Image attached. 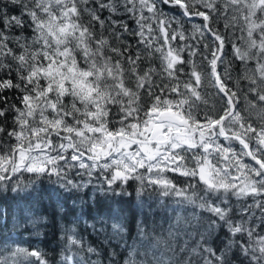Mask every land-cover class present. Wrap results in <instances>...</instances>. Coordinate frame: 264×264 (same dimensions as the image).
Returning <instances> with one entry per match:
<instances>
[{
    "label": "snow or ice",
    "instance_id": "obj_1",
    "mask_svg": "<svg viewBox=\"0 0 264 264\" xmlns=\"http://www.w3.org/2000/svg\"><path fill=\"white\" fill-rule=\"evenodd\" d=\"M4 186L65 226L0 264H264V0H0ZM146 192L177 221L141 253Z\"/></svg>",
    "mask_w": 264,
    "mask_h": 264
},
{
    "label": "trees",
    "instance_id": "obj_2",
    "mask_svg": "<svg viewBox=\"0 0 264 264\" xmlns=\"http://www.w3.org/2000/svg\"><path fill=\"white\" fill-rule=\"evenodd\" d=\"M194 22L199 23V20ZM186 27L189 29L190 33L191 22H186ZM27 177L28 174H25V177L21 178L25 184L27 183ZM52 179H55V177ZM48 180V177L42 178L43 187H49ZM30 190L31 189H26V191ZM16 195L17 194L12 192L8 186L0 188V197L7 196L9 198L6 202L9 206V213L6 222L0 218V262H2L5 257H10L11 251L15 250L17 247L29 248V244L25 243L26 241H30L32 247L40 248L42 251L47 252L50 258L56 256V258L59 259L61 256L60 245L58 243L61 238L60 228L64 227L65 224L57 222L54 228V221L49 220L47 227H44L43 224H41L38 229H34L33 226L24 219L22 214L14 218L11 204L14 203L12 197ZM150 196L151 199H149ZM144 201L143 218L147 226L146 238L141 239L137 237L134 241L131 237H126L127 243L129 245L135 244L138 246L141 253L148 251L151 245L157 244L158 238L167 239L168 243L172 244L173 241L168 239L167 230L171 224H175L177 221V214L172 210L175 207L173 199L162 201L155 193L146 192L144 195ZM148 205H151V208H149ZM127 210L134 217L137 215L135 209L128 208ZM44 211L51 215L53 213V208L48 207L45 202ZM191 211L192 209L189 208L187 211L180 214L187 217ZM179 223L182 229L184 221L181 220ZM78 231L84 236L85 241L91 243L93 246L100 244L103 239L102 236L98 238L96 233L92 232L91 229L84 231L83 225ZM5 247L9 249V252L6 253L3 251ZM158 247L160 252L165 253V255H171V252L165 251V245L159 244ZM51 249H56V252H52ZM17 259L19 260L22 258ZM148 259H151L150 254Z\"/></svg>",
    "mask_w": 264,
    "mask_h": 264
}]
</instances>
